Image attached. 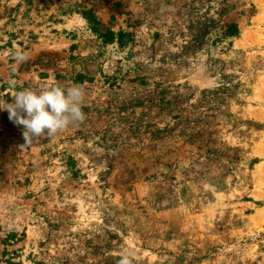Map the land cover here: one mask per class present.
<instances>
[{
    "label": "rangeland",
    "instance_id": "1",
    "mask_svg": "<svg viewBox=\"0 0 264 264\" xmlns=\"http://www.w3.org/2000/svg\"><path fill=\"white\" fill-rule=\"evenodd\" d=\"M57 85L0 110V264H264V0H0V103Z\"/></svg>",
    "mask_w": 264,
    "mask_h": 264
},
{
    "label": "clouds",
    "instance_id": "2",
    "mask_svg": "<svg viewBox=\"0 0 264 264\" xmlns=\"http://www.w3.org/2000/svg\"><path fill=\"white\" fill-rule=\"evenodd\" d=\"M25 58L17 56V59ZM85 95L80 85L25 88L14 94L13 102L0 103V110H6L9 120L23 127V148L39 138H51L73 124L82 123L86 119L82 110ZM118 264H132L130 254H122Z\"/></svg>",
    "mask_w": 264,
    "mask_h": 264
},
{
    "label": "trees",
    "instance_id": "3",
    "mask_svg": "<svg viewBox=\"0 0 264 264\" xmlns=\"http://www.w3.org/2000/svg\"><path fill=\"white\" fill-rule=\"evenodd\" d=\"M237 26L235 25V24H230L229 26H228V29H227V31H226V34L228 35V36H235L236 34H237ZM109 34H111V36L113 35V33H111L110 31H107L106 33H105V35H104V39L105 40H107V38H105V37H107Z\"/></svg>",
    "mask_w": 264,
    "mask_h": 264
}]
</instances>
